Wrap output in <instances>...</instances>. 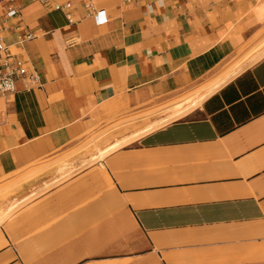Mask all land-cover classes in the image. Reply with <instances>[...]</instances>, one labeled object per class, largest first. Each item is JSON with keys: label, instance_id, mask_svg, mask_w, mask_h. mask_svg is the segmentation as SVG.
Wrapping results in <instances>:
<instances>
[{"label": "crops", "instance_id": "1", "mask_svg": "<svg viewBox=\"0 0 264 264\" xmlns=\"http://www.w3.org/2000/svg\"><path fill=\"white\" fill-rule=\"evenodd\" d=\"M53 2L69 11L17 0L5 35L38 83L0 95V190L19 197L0 264H264V42L218 80L264 35V0ZM152 109L67 176L83 133Z\"/></svg>", "mask_w": 264, "mask_h": 264}, {"label": "rangeland", "instance_id": "2", "mask_svg": "<svg viewBox=\"0 0 264 264\" xmlns=\"http://www.w3.org/2000/svg\"><path fill=\"white\" fill-rule=\"evenodd\" d=\"M263 42H264V35L257 38L255 40V42L252 43L251 45H249L244 51H242L227 66V68L223 69L221 71V73H219V75H218V77H219L218 80L219 81L224 80L227 77L230 78L231 76H229V74H231L232 72H235L237 70L239 71L242 68H244L245 66L254 62L253 60H255L257 57H259L260 54L258 52H254L253 50L260 47ZM213 83L214 82H211V83L201 87L199 90H197L194 93V96H196V97L194 99L195 101H194L193 107L197 106L200 103V98H202L206 94L207 89L210 88V86H212ZM184 100L186 102V100H188V98H186V96H183L179 99L169 101L170 105L167 107V110L171 111V115L167 116L165 120H169V119H172L175 117L174 109L177 108V105L174 106V103H176V102L181 103V102H184ZM155 116H156V109H152L149 111H144L143 113L134 114V115H130L127 117H122V118L117 117V119L111 123H109L108 120L105 119V120L101 121L99 124L95 125L94 127H91L88 131L83 133L77 139V141H75L76 143H74L73 146L71 147V149H69V151L67 153V157L64 158V160L62 161V164H67L68 166H70L67 169V173H68L67 176H70L77 171H80L86 167L91 166V164H93L94 162H97V160H99V158H101V157L104 158L103 156H105L109 152V150H113L116 147H118L119 145H122L129 140V138H128V139H123L121 141L114 142L111 144V145H113V147L109 149V145H108L109 144V135H110L109 132L112 131L111 135L113 136L114 135L113 132L115 130H118V129H123V131H124L125 128H132V129L136 130V129L144 126L146 123H149V121L152 118L155 119ZM77 159H80L79 161H81V162L76 167L75 161H77ZM39 183L40 182H37L36 184H39ZM14 193H15V190L13 187H11V185L10 186L5 185L3 190L0 192V206L5 204V206L3 208H6V206L8 204H10L12 202L15 203L17 200H19L18 199L19 197H17ZM20 198H22V197H20ZM29 200H30V198L23 203H26ZM23 203H21V204H23ZM21 204H19V205L21 206ZM0 210H2V208H0ZM3 212H6V211H0V214H3ZM13 212H14V210L12 212L7 213L4 217V220L9 218L13 214ZM0 216H2V215H0Z\"/></svg>", "mask_w": 264, "mask_h": 264}, {"label": "built area", "instance_id": "3", "mask_svg": "<svg viewBox=\"0 0 264 264\" xmlns=\"http://www.w3.org/2000/svg\"><path fill=\"white\" fill-rule=\"evenodd\" d=\"M17 0H0V3L4 2V12L0 19V95H8L14 93L19 84L24 89L33 87L38 83V74L33 68H31L26 61L20 57V55L13 53L9 45L6 43L5 35L8 30V23L13 18L19 16V7L16 4ZM124 2H130L131 0H123ZM44 5L53 7L56 10L69 11L70 3H57L53 0H41ZM103 11H95L94 18L100 23ZM67 18L69 21L70 15L67 12ZM27 39L33 38L32 34L26 36Z\"/></svg>", "mask_w": 264, "mask_h": 264}, {"label": "bare ground", "instance_id": "4", "mask_svg": "<svg viewBox=\"0 0 264 264\" xmlns=\"http://www.w3.org/2000/svg\"><path fill=\"white\" fill-rule=\"evenodd\" d=\"M205 97V96H204ZM113 147V145H109V149L110 148H112ZM64 178L65 177V175H62L60 178ZM59 178V179H60ZM58 180V179H57ZM18 193V192H17ZM28 197V196H27ZM27 197H25L23 200H25L26 201V199H27ZM29 198V197H28ZM21 202V201H20ZM8 208H7V212H9V211H11V210H13L15 207H16V203H14V202H12V203H10V204H8V206H7Z\"/></svg>", "mask_w": 264, "mask_h": 264}]
</instances>
